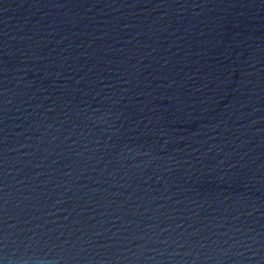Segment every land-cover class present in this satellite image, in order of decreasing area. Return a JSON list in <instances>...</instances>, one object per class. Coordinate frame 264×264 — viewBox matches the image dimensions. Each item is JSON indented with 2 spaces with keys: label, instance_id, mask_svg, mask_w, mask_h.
I'll return each instance as SVG.
<instances>
[{
  "label": "water",
  "instance_id": "95a60500",
  "mask_svg": "<svg viewBox=\"0 0 264 264\" xmlns=\"http://www.w3.org/2000/svg\"><path fill=\"white\" fill-rule=\"evenodd\" d=\"M0 264H264V0H0Z\"/></svg>",
  "mask_w": 264,
  "mask_h": 264
}]
</instances>
